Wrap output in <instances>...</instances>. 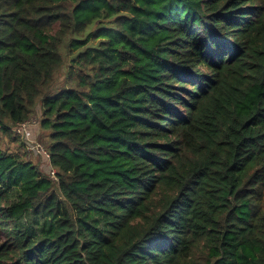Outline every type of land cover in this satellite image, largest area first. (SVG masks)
Wrapping results in <instances>:
<instances>
[{"label":"trees","instance_id":"16d2710c","mask_svg":"<svg viewBox=\"0 0 264 264\" xmlns=\"http://www.w3.org/2000/svg\"><path fill=\"white\" fill-rule=\"evenodd\" d=\"M35 112L0 264H264V0H0V140Z\"/></svg>","mask_w":264,"mask_h":264},{"label":"rangeland","instance_id":"374dc122","mask_svg":"<svg viewBox=\"0 0 264 264\" xmlns=\"http://www.w3.org/2000/svg\"><path fill=\"white\" fill-rule=\"evenodd\" d=\"M63 54L64 64L57 72H55L53 82L48 91L49 94H53L62 88L71 87L74 85L70 73L71 70L69 68V53L63 49ZM29 122L30 125L27 127L26 131L31 130V132L23 134V136H21L22 139L19 137L13 139L12 132L11 136L2 134L0 146L8 151L22 154L25 159L31 161L33 164H36L44 174L48 175L49 173L50 175L53 168L50 167L46 157L35 149V147L39 144L44 149L47 148V133L41 130L38 126L39 114L37 112L32 114Z\"/></svg>","mask_w":264,"mask_h":264},{"label":"built area","instance_id":"2783aa9c","mask_svg":"<svg viewBox=\"0 0 264 264\" xmlns=\"http://www.w3.org/2000/svg\"><path fill=\"white\" fill-rule=\"evenodd\" d=\"M30 120H28V121H26V122H23V123H21V124H19V125H17L15 128H14V130H15V132L16 133H18V134H20L21 136H23V134H26V129H27V127L30 125V122H29ZM35 149L38 151V152H40V153H42L46 158H48L49 156V154H48V152L41 146V145H37L36 147H35ZM49 159V158H48ZM54 172H55V170L53 169V170H51V177H53L54 176Z\"/></svg>","mask_w":264,"mask_h":264}]
</instances>
